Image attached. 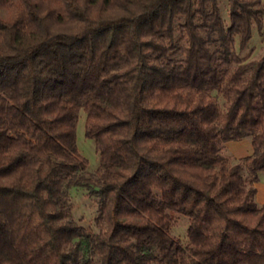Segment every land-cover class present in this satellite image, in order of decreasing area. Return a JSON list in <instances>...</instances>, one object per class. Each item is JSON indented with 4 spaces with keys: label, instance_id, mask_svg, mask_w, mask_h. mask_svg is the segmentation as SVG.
I'll list each match as a JSON object with an SVG mask.
<instances>
[{
    "label": "trees",
    "instance_id": "16d2710c",
    "mask_svg": "<svg viewBox=\"0 0 264 264\" xmlns=\"http://www.w3.org/2000/svg\"><path fill=\"white\" fill-rule=\"evenodd\" d=\"M263 22L262 0H0V264H264V43L241 57Z\"/></svg>",
    "mask_w": 264,
    "mask_h": 264
},
{
    "label": "rangeland",
    "instance_id": "374dc122",
    "mask_svg": "<svg viewBox=\"0 0 264 264\" xmlns=\"http://www.w3.org/2000/svg\"><path fill=\"white\" fill-rule=\"evenodd\" d=\"M222 6L225 4V0H220ZM264 5V0H262ZM264 43V22H263V34L256 29L253 30L252 39L248 43L247 48L241 54V57L252 58L256 56L260 48ZM84 122H85V114L81 111L79 113V119L76 125V143L80 153L87 159L88 161V170H94L98 165V154L95 151L94 142L91 139H88L84 135ZM251 142L249 138H243L239 141H231L226 144V153L232 157H234L232 152H236L240 157H245L251 153ZM72 201L74 203L75 216L82 220V222L86 225L90 223V219L92 217V210L89 207L88 201L84 195V191L79 188H74L71 191ZM182 226V220H178L176 227Z\"/></svg>",
    "mask_w": 264,
    "mask_h": 264
},
{
    "label": "crops",
    "instance_id": "0c3cea01",
    "mask_svg": "<svg viewBox=\"0 0 264 264\" xmlns=\"http://www.w3.org/2000/svg\"><path fill=\"white\" fill-rule=\"evenodd\" d=\"M232 153H233L232 155L234 156V158H241L240 155L236 154V152H232ZM248 155H245V156H248ZM255 189H256V194H255L256 202L258 204H264V172L259 174V180L255 184ZM180 219L182 220V226L173 227L172 233L180 238H183L186 233V229L188 225V218L182 216Z\"/></svg>",
    "mask_w": 264,
    "mask_h": 264
}]
</instances>
